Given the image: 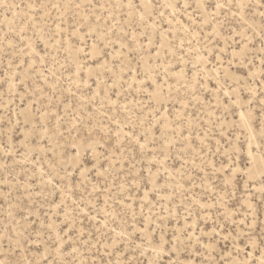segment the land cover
I'll return each instance as SVG.
<instances>
[{"label":"rangeland","instance_id":"obj_1","mask_svg":"<svg viewBox=\"0 0 264 264\" xmlns=\"http://www.w3.org/2000/svg\"><path fill=\"white\" fill-rule=\"evenodd\" d=\"M261 3L0 0V264H260Z\"/></svg>","mask_w":264,"mask_h":264},{"label":"bare ground","instance_id":"obj_2","mask_svg":"<svg viewBox=\"0 0 264 264\" xmlns=\"http://www.w3.org/2000/svg\"><path fill=\"white\" fill-rule=\"evenodd\" d=\"M200 3H202L200 1ZM202 6V9H203V13L206 15L207 13V9L203 6ZM215 29H217V34H219V29L217 26H215ZM245 49H247V45L244 46ZM240 54V53H239ZM257 72V71H255ZM227 73L229 74L230 72L227 71ZM262 86L264 88V81H262ZM251 118H252V114H250V112H241V119H242V123L250 130H252V125L250 123L251 121ZM254 164H255V172H264V160L262 158H255L254 159Z\"/></svg>","mask_w":264,"mask_h":264},{"label":"snow or ice","instance_id":"obj_3","mask_svg":"<svg viewBox=\"0 0 264 264\" xmlns=\"http://www.w3.org/2000/svg\"><path fill=\"white\" fill-rule=\"evenodd\" d=\"M260 6L264 7V3H261ZM6 7H12V6H6ZM29 7H32V5L30 4ZM75 7L79 8V7H81V5L79 3H77L75 5ZM185 7H187V5H185ZM224 7H225V4H223V3L217 2L215 4L216 9H222ZM229 7L231 8V5H229ZM237 7L239 9H243L245 7V5L243 4V2H241V3L237 4ZM232 14H233V16H235L237 13L235 11H233ZM262 15H264V14H262ZM141 19H143V17H141ZM241 19L243 20V16H241ZM57 27L59 28V25ZM85 35H93V33L91 31H89ZM104 35H107V33H105ZM262 37H264V33H262ZM92 48H93V50H95V48H96L95 43H93ZM80 51H83V48H81ZM89 55H91V53L85 52V56H89ZM77 75H79V73H77ZM16 264H18V262H16ZM171 264H176V262H171ZM260 264H264V252H262V254H261Z\"/></svg>","mask_w":264,"mask_h":264}]
</instances>
